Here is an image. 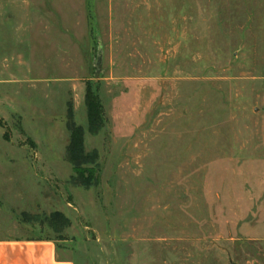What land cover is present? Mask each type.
<instances>
[{
  "label": "rangeland",
  "instance_id": "1",
  "mask_svg": "<svg viewBox=\"0 0 264 264\" xmlns=\"http://www.w3.org/2000/svg\"><path fill=\"white\" fill-rule=\"evenodd\" d=\"M0 80V239L264 264V0H0Z\"/></svg>",
  "mask_w": 264,
  "mask_h": 264
},
{
  "label": "crops",
  "instance_id": "2",
  "mask_svg": "<svg viewBox=\"0 0 264 264\" xmlns=\"http://www.w3.org/2000/svg\"><path fill=\"white\" fill-rule=\"evenodd\" d=\"M12 105L9 96H0V109ZM8 234L13 237L0 239V264H75L60 255L59 246L51 238H19L12 231Z\"/></svg>",
  "mask_w": 264,
  "mask_h": 264
},
{
  "label": "trees",
  "instance_id": "3",
  "mask_svg": "<svg viewBox=\"0 0 264 264\" xmlns=\"http://www.w3.org/2000/svg\"><path fill=\"white\" fill-rule=\"evenodd\" d=\"M87 118L88 125L91 130H94L100 124L101 120V105L97 97V93L91 88H87L86 95ZM69 161L73 164L74 169L78 171L77 166L81 161L92 160L96 158V154H86L83 152L82 145V129L79 126H73L70 129V143L68 148Z\"/></svg>",
  "mask_w": 264,
  "mask_h": 264
}]
</instances>
